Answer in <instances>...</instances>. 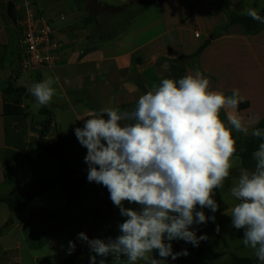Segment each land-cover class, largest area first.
<instances>
[{
  "label": "crops",
  "instance_id": "crops-1",
  "mask_svg": "<svg viewBox=\"0 0 264 264\" xmlns=\"http://www.w3.org/2000/svg\"><path fill=\"white\" fill-rule=\"evenodd\" d=\"M12 1L15 20L5 14L6 0H0V195H24L39 181L60 171L55 157L36 144L38 126L34 120L39 119V110L33 111L34 101L22 102L31 112L30 118L23 113H3L2 88L6 78L28 88L47 76L59 77L57 94L46 106L54 123L49 139L57 140V133L64 138L65 155L80 172L88 168L84 161L87 149L77 140L75 128L82 127L85 119L104 107L130 110L140 95L163 78L179 79L199 70L210 78L212 89L226 95H231L232 89L240 90L241 103L245 104L235 111H222V119L227 120L229 113L238 114L251 131L264 116V26L254 34L232 27L212 36L217 28L229 23L227 13L213 0H138L137 7L154 3L155 12L148 21L131 27L120 26L122 20H111L124 11L127 18L134 15L132 10L126 11L129 0H98L112 9L81 0L85 12L78 9L81 13L73 19L69 17L72 8L45 15L60 44L55 64L25 72L11 66L18 45L16 21L24 12L25 0ZM223 1L238 14H243L245 8L264 7V0ZM29 7L35 14H43L32 9V4ZM89 15L93 20L83 23ZM205 41L208 43L198 54L196 68L193 60L182 56L195 53ZM17 76L22 81H17ZM234 133L237 137L242 135ZM94 187L101 197V187L87 182L66 201L62 188L54 186L31 199L24 208L0 215V264H44L54 256L59 257L61 264L69 252V241L59 246V239L54 238L68 230L69 217L88 221L100 198ZM78 198L80 202L73 206ZM36 254L43 260L37 262ZM91 256L71 264H90ZM106 264L113 262L106 260Z\"/></svg>",
  "mask_w": 264,
  "mask_h": 264
},
{
  "label": "clouds",
  "instance_id": "clouds-1",
  "mask_svg": "<svg viewBox=\"0 0 264 264\" xmlns=\"http://www.w3.org/2000/svg\"><path fill=\"white\" fill-rule=\"evenodd\" d=\"M243 14L264 24L256 8H245ZM59 84L58 76H47L28 85L34 112L53 101ZM231 91L226 95L212 89L210 78L199 70L179 79L163 78L130 110L104 107L75 128L87 149L88 182L107 188L125 217L115 238L78 233L94 253L90 264H96L97 256L99 264H106L110 255L113 264H167L168 257L187 255V249L174 252L172 241L198 246L207 239L192 226L215 222V215L203 209L219 210L217 190L223 193L234 169L239 174L228 189L236 201L228 214L231 226L243 229L244 247L264 264V128L250 132L238 114L222 119V111H235L242 102L240 90ZM234 131L262 141L252 154L254 168L240 166ZM215 230L220 231L219 224ZM75 248V241H69V254Z\"/></svg>",
  "mask_w": 264,
  "mask_h": 264
},
{
  "label": "rangeland",
  "instance_id": "rangeland-1",
  "mask_svg": "<svg viewBox=\"0 0 264 264\" xmlns=\"http://www.w3.org/2000/svg\"><path fill=\"white\" fill-rule=\"evenodd\" d=\"M23 2L22 0H20ZM32 4V9L40 10L44 15H50L57 13V11H66V9L72 8L69 12L70 19L78 16L81 13L78 9L84 10V2L81 0H27ZM113 1V0H112ZM130 2V0H129ZM126 11L132 10L134 13L130 18L126 17L125 11L122 13H117L111 17L114 22H119L122 20L120 26L126 25L131 27L132 25H139L140 22H146L149 20L151 14L155 12V4L148 3L145 6L137 7L135 3H128ZM136 6V7H135ZM73 17V18H71ZM123 18V19H122ZM10 60L6 61L5 68L7 72L9 70ZM11 66L15 68L17 66V61L12 59ZM17 81H22L20 76L16 77ZM240 166H242V160L240 157ZM238 169H234L232 172V177L226 182L223 193L221 194L217 190L215 199L219 203V210L212 213L209 209H203L205 214L208 216L215 215V222L209 221L206 224L193 225L192 227L196 230L197 236L207 234V239L200 241L198 246H193L191 243H187L183 240L172 241L173 251L181 252L184 249L188 250L187 255H181L177 259L172 260L171 257L167 258V264H203L204 262L210 264H217L227 261L230 257V253L233 252L239 257H251L254 256L253 250L245 248L242 243L243 229L236 230L231 226L230 208L236 203V201L230 196L228 189L234 182L235 178L238 176ZM99 185V184H98ZM103 190V195L100 197L99 191H96L94 187V193L98 194L100 197L97 201V208L91 213L90 218L85 223L83 218H73L69 217L67 222L69 224L68 230L60 237L54 238L59 239L60 245H64V242L75 241L76 248L71 258V263L76 260L78 262H83L87 260L86 256L93 255L85 242L80 241L77 236L78 233L84 231L87 233L89 238H101L107 239L108 237L115 238L119 234L118 224L123 222L125 217L121 216L120 210L115 205L112 206L110 200V194L102 185H99ZM63 190V189H62ZM91 196V193H90ZM106 199V200H105ZM35 202V201H34ZM80 202L78 198L73 206H76ZM126 207H138L137 205H125ZM9 212V209L5 203H0V215H4ZM220 225V231L217 232L216 225ZM85 225V228L83 226ZM38 261L43 259L40 258L39 254ZM69 252L64 254L65 258L69 257ZM154 256L159 258L158 253L154 252ZM46 256V255H43ZM90 259V257H88ZM101 259V257H98ZM106 260L112 262L111 255L105 258ZM59 264V257L54 256L47 263ZM62 264V262H61Z\"/></svg>",
  "mask_w": 264,
  "mask_h": 264
},
{
  "label": "trees",
  "instance_id": "trees-1",
  "mask_svg": "<svg viewBox=\"0 0 264 264\" xmlns=\"http://www.w3.org/2000/svg\"><path fill=\"white\" fill-rule=\"evenodd\" d=\"M90 5H102L105 8L112 9L113 6H109L105 3H101L98 0H87ZM215 5L221 7L229 17V23L227 26L222 28H217L212 36L228 31L232 27H237V30L244 34H254L258 32L264 24L253 20L251 17L246 14H238L228 7L227 3L223 0H213ZM138 0H130L129 3H136ZM259 14L264 16V7L258 10ZM5 14L10 16L13 20L16 19V9L12 0H6L5 5ZM93 20L91 15L83 19L84 22H89ZM19 36H17L18 44ZM208 43L205 41L198 50L190 55H184L182 57L193 60V66L198 68L197 57L202 48ZM15 60L17 61V70L20 71V50L19 45H17ZM0 63H2V58L0 56ZM3 93L5 94L4 104H3V113L5 114H18L23 113L29 118L31 117V112L27 109L25 105H22L24 99L34 101V97L29 93L28 88L24 85H16L13 80L6 78L3 81ZM245 103H240L239 106ZM245 106V105H243ZM39 119L34 120L38 126V132L36 137L37 146L53 155L60 166V171L57 175L39 181V184L32 191L21 195H0V203H5L10 211L22 209L26 204L36 197L37 195L43 193L47 189L59 186L63 189L65 193L66 201H70L75 193L80 187H82L87 180V171L80 172L78 171L69 161L65 155V145L66 142L64 138L57 133V140L49 141V135L54 128L53 116L51 115L49 109L44 106L39 109ZM32 119V118H31ZM264 128V116L259 120V122L253 127ZM251 132V131H250ZM234 136L237 138L239 146V155L242 160V167H247L252 169L255 167V162L252 159V154L255 150L258 149L259 143L261 140L252 137L250 134L248 136L240 135L237 137V134L234 133ZM106 200V199H105ZM76 251V250H75ZM74 252H72L69 257L65 258L62 261V264H71V258ZM203 264H210L204 262ZM217 264H259L258 259L254 256L251 257H239L235 253L231 252L230 257L227 261L217 263Z\"/></svg>",
  "mask_w": 264,
  "mask_h": 264
},
{
  "label": "built area",
  "instance_id": "built-area-1",
  "mask_svg": "<svg viewBox=\"0 0 264 264\" xmlns=\"http://www.w3.org/2000/svg\"><path fill=\"white\" fill-rule=\"evenodd\" d=\"M25 0L22 16L17 19L19 31L20 71L35 70L44 66H53L56 60L59 42L49 25L48 17L35 14ZM199 35L198 32L195 33ZM49 141H52L48 138Z\"/></svg>",
  "mask_w": 264,
  "mask_h": 264
}]
</instances>
